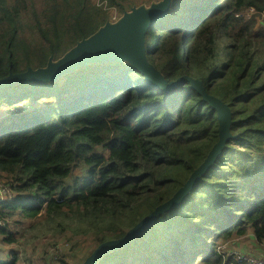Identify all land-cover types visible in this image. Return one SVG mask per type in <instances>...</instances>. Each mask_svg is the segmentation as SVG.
I'll use <instances>...</instances> for the list:
<instances>
[{"label": "trees", "instance_id": "trees-1", "mask_svg": "<svg viewBox=\"0 0 264 264\" xmlns=\"http://www.w3.org/2000/svg\"><path fill=\"white\" fill-rule=\"evenodd\" d=\"M146 1L45 0L39 9L30 0L22 4L32 20L25 28L19 5L0 0L8 23L0 78L45 66ZM146 38L148 59L168 80L195 77L229 104L238 137L180 205L98 264H250L218 244L248 232L264 244V0H171ZM218 126L216 109L191 82L162 90L128 61L0 89V174L12 176V196L0 198V241H18L6 215L45 211L42 227L26 229L31 239L86 232L91 254L185 183L218 140ZM10 256L0 264H17Z\"/></svg>", "mask_w": 264, "mask_h": 264}, {"label": "water", "instance_id": "water-1", "mask_svg": "<svg viewBox=\"0 0 264 264\" xmlns=\"http://www.w3.org/2000/svg\"><path fill=\"white\" fill-rule=\"evenodd\" d=\"M170 3L171 0H152L149 4L133 5L116 20H108L94 33L79 40L60 57L55 58L52 54L45 66L36 68L29 66L25 71L10 73L0 78V89H3L14 84L57 81L63 75L91 63L128 61L145 74L151 85L159 89L169 90L177 84L191 82V85L217 111L218 140L185 183L169 199L157 205L154 210L128 229L123 236L100 243L82 264H98L106 254L124 248L135 240L154 224L161 214L180 205L224 152L228 142L238 137L231 130L234 120L228 103L208 93L202 81L195 77L182 75L176 80H168L164 73L148 59L146 34L150 26L167 13Z\"/></svg>", "mask_w": 264, "mask_h": 264}, {"label": "rangeland", "instance_id": "rangeland-1", "mask_svg": "<svg viewBox=\"0 0 264 264\" xmlns=\"http://www.w3.org/2000/svg\"><path fill=\"white\" fill-rule=\"evenodd\" d=\"M27 1L30 0H13L20 8V14L18 16L19 21L26 24L25 28L32 23V20L28 17V10L26 7L22 8V4L27 5ZM35 5L41 9L45 0H33ZM98 1V0H93ZM149 1V2H148ZM144 3H150L152 0H148ZM28 6V5H27ZM252 14V13H251ZM247 13V16L251 15ZM4 15L0 12V18ZM119 16L114 14L111 20H116ZM8 26L7 20L0 19V38L4 34V30ZM25 30V29H24ZM27 34H30L29 30H26ZM82 171L80 168L76 169V173L80 174ZM10 175L1 173L0 180L7 183L10 180ZM9 192H2L0 189V198H8ZM8 219L7 228L14 232L18 241L10 244L0 241V259L4 262L11 260V253L18 255L17 264H82V260L90 249L94 246L93 241L89 235L85 233H79L75 238L68 239L65 232L47 233L43 238L31 239V234L26 232V229L33 224H38L42 227L43 221L46 218L45 211L35 219H24L18 214L11 217L5 216ZM254 241L252 233L248 232L243 236H235L229 241L220 242L219 249L221 251H228L230 256H247L248 253L254 251ZM59 243L57 249L56 244ZM229 251H233L230 253ZM64 258V261L62 259Z\"/></svg>", "mask_w": 264, "mask_h": 264}, {"label": "built area", "instance_id": "built-area-1", "mask_svg": "<svg viewBox=\"0 0 264 264\" xmlns=\"http://www.w3.org/2000/svg\"><path fill=\"white\" fill-rule=\"evenodd\" d=\"M252 10H253V8L251 10H249L248 13L251 14ZM11 188L12 187L8 183L0 180V189L2 192H9L10 193L9 196H12ZM1 225H3V221L0 218V226ZM232 238H234V237H232ZM227 241H229V240H227ZM58 245H59V243L56 244L57 249H60ZM253 247H254V251L248 253V255L246 256L248 258L250 264H264V244H256L254 242ZM218 249H219V245H218ZM221 252L228 254V251H221ZM229 252L232 253L233 251H229ZM240 257H243V256H240Z\"/></svg>", "mask_w": 264, "mask_h": 264}]
</instances>
